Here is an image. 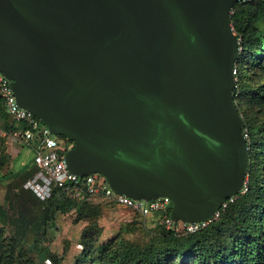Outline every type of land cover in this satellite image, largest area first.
Instances as JSON below:
<instances>
[{"label": "water", "instance_id": "water-1", "mask_svg": "<svg viewBox=\"0 0 264 264\" xmlns=\"http://www.w3.org/2000/svg\"><path fill=\"white\" fill-rule=\"evenodd\" d=\"M240 0H0V71L78 175L210 219L244 186L233 91Z\"/></svg>", "mask_w": 264, "mask_h": 264}, {"label": "trees", "instance_id": "trees-1", "mask_svg": "<svg viewBox=\"0 0 264 264\" xmlns=\"http://www.w3.org/2000/svg\"><path fill=\"white\" fill-rule=\"evenodd\" d=\"M230 20L239 37L233 96L249 158L244 187L233 200H226L218 215L194 232L175 233L161 223V213L154 212L148 215H154L157 224L147 241L131 242L117 236L100 243L101 229L93 220L97 208L89 207L85 198L66 197L59 188L40 200L23 187L35 170L32 166L22 171L18 180L5 184L4 199L12 217L2 205L0 214L3 222L11 224L12 233L6 236L4 225L0 226V264H35V256L48 250L43 241L48 220L56 211L71 209L78 218L91 213L81 237L84 247L74 264H264V0L235 2ZM0 117L2 130L14 127L1 101ZM57 137L65 145L72 144L62 135ZM11 160L0 137V180L9 175ZM27 234L31 235L28 247ZM48 255L54 264L59 263L60 258Z\"/></svg>", "mask_w": 264, "mask_h": 264}, {"label": "built area", "instance_id": "built-area-1", "mask_svg": "<svg viewBox=\"0 0 264 264\" xmlns=\"http://www.w3.org/2000/svg\"><path fill=\"white\" fill-rule=\"evenodd\" d=\"M9 83L10 80L0 71V101L14 124V127L3 130L2 136L10 156H16L23 148L31 152L35 170L24 181L23 187L32 191L40 200L48 199L55 188L61 189L66 197L74 200L97 195L142 215L159 212L162 216L161 223L175 233L194 232L218 215L219 210L210 219L201 222L174 221L169 216L171 201L167 196L150 200L134 199L112 190L104 176L99 173L78 175L71 172L65 163L64 152L72 144L65 145L49 132L38 117L19 106ZM234 197L235 195L227 200L232 201ZM225 205L226 201L221 207ZM78 247L82 248V245L79 244ZM44 262L52 263L49 258L44 259Z\"/></svg>", "mask_w": 264, "mask_h": 264}, {"label": "rangeland", "instance_id": "rangeland-1", "mask_svg": "<svg viewBox=\"0 0 264 264\" xmlns=\"http://www.w3.org/2000/svg\"><path fill=\"white\" fill-rule=\"evenodd\" d=\"M2 119V117H0ZM2 127H0V137L2 138ZM15 166L9 164V175L0 180V205L12 217L7 201L4 199L5 184L14 180H18V175L21 174L23 168H28L33 164L32 154L26 148H23L19 156L12 159ZM19 169V170H17ZM16 170V171H15ZM13 176V177H12ZM16 177V178H14ZM9 180V181H8ZM88 202L89 207L97 208V213L94 216L96 226L101 229L97 242H105L117 236L124 237L131 242L142 243L147 241L154 233V226L157 224V219L154 215H142L133 209L121 207L112 201H108L100 196L84 197ZM91 213L89 216H81L78 218L74 209L66 212L56 211L54 216L48 220L46 225V233L44 244L47 249L42 255L35 256V264H46L44 259L49 258V255L56 256L60 261L58 264H74L75 258L83 250L81 240L83 229L89 224ZM92 220V221H93ZM4 225V234L11 235L12 227L10 223L3 222V216L0 214V226ZM26 247L30 245L31 235H26ZM79 244L82 248H79ZM31 255V254H30ZM51 264H54L53 262Z\"/></svg>", "mask_w": 264, "mask_h": 264}, {"label": "crops", "instance_id": "crops-1", "mask_svg": "<svg viewBox=\"0 0 264 264\" xmlns=\"http://www.w3.org/2000/svg\"><path fill=\"white\" fill-rule=\"evenodd\" d=\"M9 120L11 121V119H10V117H9ZM1 123H2V120L0 119V127H1ZM2 129V128H1ZM20 155V153L19 154H17L16 156H19ZM15 156H11V159H13ZM11 167L14 165L15 166V162H13L12 160H11ZM33 166V164L30 166V167H28V168H23L22 170H21V172L22 171H24L25 169H29V168H31ZM17 170H19V169H17ZM16 171V170H15ZM13 177V176H12ZM28 178V177H27ZM26 178V179H27ZM25 179V180H26ZM9 181V180H8ZM122 207V206H121Z\"/></svg>", "mask_w": 264, "mask_h": 264}]
</instances>
